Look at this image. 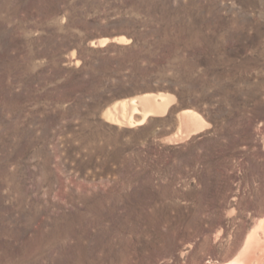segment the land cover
<instances>
[{"label": "rangeland", "instance_id": "obj_1", "mask_svg": "<svg viewBox=\"0 0 264 264\" xmlns=\"http://www.w3.org/2000/svg\"><path fill=\"white\" fill-rule=\"evenodd\" d=\"M262 217L264 0H0V264H224Z\"/></svg>", "mask_w": 264, "mask_h": 264}, {"label": "bare ground", "instance_id": "obj_2", "mask_svg": "<svg viewBox=\"0 0 264 264\" xmlns=\"http://www.w3.org/2000/svg\"><path fill=\"white\" fill-rule=\"evenodd\" d=\"M109 41L101 40L97 45L104 47ZM115 43H124L127 40L123 37L114 39ZM94 47L96 45H93ZM174 97L170 94H143L139 97H133L119 101L104 111L105 118L113 124L127 128L143 126L150 118L164 117L169 111ZM138 117V118H137ZM180 129L174 138L179 136L187 137L191 133L204 127V122L200 115L193 111L186 110L179 117ZM261 232L263 240L257 237ZM264 217L258 220L248 234L245 236L239 251L230 261L224 264H264ZM259 253L261 257H255ZM257 256V255H256ZM211 264V263H207Z\"/></svg>", "mask_w": 264, "mask_h": 264}, {"label": "water", "instance_id": "obj_3", "mask_svg": "<svg viewBox=\"0 0 264 264\" xmlns=\"http://www.w3.org/2000/svg\"><path fill=\"white\" fill-rule=\"evenodd\" d=\"M113 42V41H112ZM106 44H108V43H106Z\"/></svg>", "mask_w": 264, "mask_h": 264}]
</instances>
